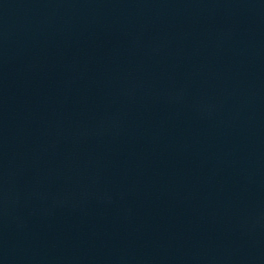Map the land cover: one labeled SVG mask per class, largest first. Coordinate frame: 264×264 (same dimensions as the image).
<instances>
[{
  "label": "water",
  "instance_id": "obj_1",
  "mask_svg": "<svg viewBox=\"0 0 264 264\" xmlns=\"http://www.w3.org/2000/svg\"><path fill=\"white\" fill-rule=\"evenodd\" d=\"M0 264H264V0H0Z\"/></svg>",
  "mask_w": 264,
  "mask_h": 264
}]
</instances>
